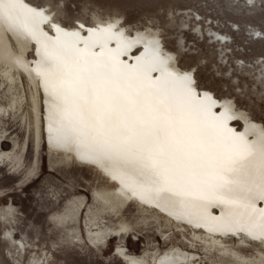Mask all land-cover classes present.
Instances as JSON below:
<instances>
[{"label": "water", "instance_id": "water-1", "mask_svg": "<svg viewBox=\"0 0 264 264\" xmlns=\"http://www.w3.org/2000/svg\"><path fill=\"white\" fill-rule=\"evenodd\" d=\"M0 264H264V129L0 4Z\"/></svg>", "mask_w": 264, "mask_h": 264}, {"label": "rangeland", "instance_id": "rangeland-1", "mask_svg": "<svg viewBox=\"0 0 264 264\" xmlns=\"http://www.w3.org/2000/svg\"><path fill=\"white\" fill-rule=\"evenodd\" d=\"M0 4L66 36L113 26L122 40L137 41L133 57L119 60L136 69L157 42L159 73L187 78L182 91L264 129V0H0ZM30 10H42L43 16L38 19ZM164 73L148 75L166 82Z\"/></svg>", "mask_w": 264, "mask_h": 264}, {"label": "bare ground", "instance_id": "bare-ground-1", "mask_svg": "<svg viewBox=\"0 0 264 264\" xmlns=\"http://www.w3.org/2000/svg\"><path fill=\"white\" fill-rule=\"evenodd\" d=\"M17 4L18 6H21V3L17 2ZM30 13L38 19L43 16L42 10H30ZM68 37L77 40L93 49H96L108 56L112 55L110 57H114L115 59L121 61L125 60L128 57L132 58L133 55L138 51L137 47L139 46L137 44V41L122 40L121 36H119L117 32H115L113 26H109L102 32L98 33L92 32L86 35L80 33H73ZM156 43L157 42L153 43L148 52H146L144 58L141 59L140 66H138V70L146 74H157L161 76V74H163L164 72H160L161 74L159 73V71L162 70V65L158 64L159 55H156V53L159 49L157 48ZM112 44L115 45L111 47ZM164 78V80H167L165 83L186 91V88L188 86L187 78H176L172 75L170 77L166 73H164Z\"/></svg>", "mask_w": 264, "mask_h": 264}]
</instances>
